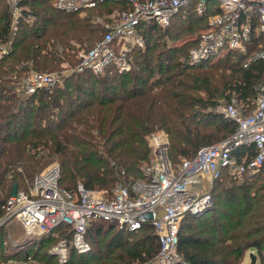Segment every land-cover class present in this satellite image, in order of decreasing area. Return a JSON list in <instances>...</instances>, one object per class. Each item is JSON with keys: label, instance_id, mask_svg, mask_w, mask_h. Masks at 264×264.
<instances>
[{"label": "trees", "instance_id": "trees-1", "mask_svg": "<svg viewBox=\"0 0 264 264\" xmlns=\"http://www.w3.org/2000/svg\"><path fill=\"white\" fill-rule=\"evenodd\" d=\"M53 1L21 0L13 25L8 1L0 0V215L8 197L29 191L35 174L53 159L61 165L62 186L73 189L82 182L110 189L122 172L127 183L143 176L152 132L169 133V155L177 162L235 132L236 121L217 109L223 102L236 97L250 110L255 106L264 59L248 66L244 62L264 48V32H253L246 51L230 50L218 60L193 63L190 48L215 12L199 13L194 0L166 27L142 23L146 49H132L130 69L64 72L79 62L81 48L104 36L114 8L130 5L103 0L82 11H66ZM3 44L8 45L5 53ZM31 70L56 71L65 86L58 81L27 93L24 79ZM243 150L234 152L240 157ZM227 173L214 181L211 205L181 222L179 247L188 264H243L253 249L258 264H264V169L241 179ZM7 227L0 226V260L43 251L55 263L47 246L56 237H71L70 226L60 225L57 234L28 235L13 243L7 240ZM86 237L88 251L70 245L71 263L139 264L152 260L160 247L151 224L127 230L101 219L92 222Z\"/></svg>", "mask_w": 264, "mask_h": 264}, {"label": "built area", "instance_id": "built-area-1", "mask_svg": "<svg viewBox=\"0 0 264 264\" xmlns=\"http://www.w3.org/2000/svg\"><path fill=\"white\" fill-rule=\"evenodd\" d=\"M7 1L15 15V25L21 0ZM101 1L54 0L53 4L66 11H82ZM126 1L130 7L114 17L104 36L92 47L81 48L77 54L79 62L64 72L90 69L101 74L111 66L119 71L130 69L132 49L135 46L146 49L142 23L154 21L166 27L183 6L194 0ZM196 1L199 13L209 9L215 12L208 15L205 29L190 48L193 63L214 60L225 51H246L253 32H264V0ZM7 50L3 47L1 52ZM259 59H264V48L250 54L244 66ZM58 81L61 78L56 71L31 70L24 79V88L32 93L39 86L50 88ZM257 89L251 110L236 97L217 108L236 121L237 129L226 138L201 146L193 156H183L174 162L169 155V133L164 129L152 132L149 136L152 154L143 167V176L130 183L122 175L110 189L90 188L82 182L70 189L60 184V163H51L35 174L29 191H17L8 197L0 224L18 220L29 236H48L60 225L70 226V239L62 238L51 251L61 253L58 264L67 262L71 244L78 252L91 248L86 235L94 221H114L127 230L151 224L160 247L152 260L139 264H188L179 247L183 218L211 205L209 189L224 171L242 177L264 169V81L257 84ZM237 148L244 149L240 157L234 152Z\"/></svg>", "mask_w": 264, "mask_h": 264}, {"label": "rangeland", "instance_id": "rangeland-1", "mask_svg": "<svg viewBox=\"0 0 264 264\" xmlns=\"http://www.w3.org/2000/svg\"><path fill=\"white\" fill-rule=\"evenodd\" d=\"M5 2H7V0H5ZM9 3V2H8ZM113 3V2H112ZM120 6L121 5H118V6H116V8H114V11L112 12V13H110L109 15H108V18L110 19V21H109V23H107L108 25H110V24H112V22L114 21V17L118 14V13H120V12H122L124 9H120ZM88 11L89 10H87V11H84L83 13L85 14V13H88ZM12 17H13V21L15 20V15H14V13L12 12ZM205 27L206 26H204V28H203V30L205 29ZM203 30H201V32L203 31ZM200 32V33H201ZM199 33V34H200ZM199 34H198V37H199ZM181 40H183V39H179L178 40V42L179 41H181ZM3 47H6V49L8 48V45H6V44H3V45H1V49L3 48ZM228 51H225L224 53H222L220 56H218L216 59H214V60H212V61H215V60H218L220 57H222L223 55H225L226 53H227ZM130 54V56H131V53H129ZM232 57H234V56H236V53L235 54H233V55H231ZM64 65H67V64H64ZM60 84L62 85V86H65L64 85V82L63 81H61L60 82ZM224 104H226L227 102H223ZM240 104H244L242 101H241V103ZM245 105V104H244ZM150 136V135H149ZM149 136H148V140H149V144H150V147H151V153H150V156H151V154H152V146H151V142H150V138H149ZM150 159V158H149ZM58 161V159H53L49 164H47L46 165V167L48 166V165H50L51 163H53V162H57ZM149 161V160H148ZM147 161V162H148ZM59 162V161H58ZM146 164V162L144 163V165ZM144 165H143V167H144ZM44 169V168H43ZM123 174H121V176H122ZM233 176L232 174H230L229 172L226 174V176L227 177H229V176ZM226 176H225V178H226ZM230 176V177H231ZM243 177V176H242ZM242 177H239L240 179L242 178ZM214 184V183H213ZM210 192H211V190H212V186L210 187ZM15 193V192H14ZM7 233H8V235H7V240H11L12 239V242L13 243H18V242H22V240L23 239H25L27 236H28V234H27V232H26V229L23 227V225L18 221V220H12V221H10V222H8L7 223ZM58 233V231H56L55 232V234H57ZM62 238H57L56 237V241H54V242H52V243H50L47 247H49L48 249H46V248H44V250L46 249V250H48L49 251V254H51L52 256H54L56 259L55 260H57L55 263H53V262H49L48 261V259H47V257H45V254H44V252L42 251V253L40 252V253H35L34 255H33V257H32V259H28L27 257H25V255L24 254H20V255H13V256H9L8 258H4V259H2L1 258V260H0V264H58V263H60V255H61V253H58V252H51L52 250H54V247L57 245V243L61 240ZM67 255H68V260H67V262H64V263H62V264H85V263H80V262H75V263H71L70 262V253L69 252H67Z\"/></svg>", "mask_w": 264, "mask_h": 264}, {"label": "water", "instance_id": "water-1", "mask_svg": "<svg viewBox=\"0 0 264 264\" xmlns=\"http://www.w3.org/2000/svg\"><path fill=\"white\" fill-rule=\"evenodd\" d=\"M5 223H6V222L1 223L0 226L4 225ZM250 258H251V261H250L249 264H258V263H257V259H258L257 254H255V253H253V252L250 253Z\"/></svg>", "mask_w": 264, "mask_h": 264}, {"label": "crops", "instance_id": "crops-1", "mask_svg": "<svg viewBox=\"0 0 264 264\" xmlns=\"http://www.w3.org/2000/svg\"><path fill=\"white\" fill-rule=\"evenodd\" d=\"M256 253V251L253 249V250H251V251H249L248 252V255H247V257H246V259H245V261H244V263L243 264H249L250 263V261H251V258H250V253ZM257 263H258V259H257Z\"/></svg>", "mask_w": 264, "mask_h": 264}]
</instances>
